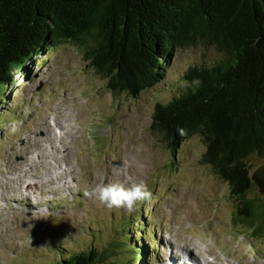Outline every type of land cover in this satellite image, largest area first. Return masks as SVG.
Here are the masks:
<instances>
[{
	"label": "rangeland",
	"instance_id": "374dc122",
	"mask_svg": "<svg viewBox=\"0 0 264 264\" xmlns=\"http://www.w3.org/2000/svg\"><path fill=\"white\" fill-rule=\"evenodd\" d=\"M220 56L213 47L179 49L165 79L137 97L114 98L73 45L38 56L28 78L16 72L15 84L0 103V264H52L60 259L58 252L90 247L112 249L111 258L130 264L133 243L124 240L126 231L147 248L143 264H165L167 246L174 251L192 248L204 260L201 264H264V240L253 241L244 225L233 224L237 209L229 186L202 162L201 138H189L173 153L150 131L156 102H168L182 88L183 72ZM45 121L54 135V150L39 143L49 140L39 130ZM40 145L59 164L40 159ZM23 156L41 162L33 174L46 180L47 163L54 180L65 170L71 190L62 181L54 185L55 193L46 192L52 186H38L23 196L13 179L25 168L21 161L30 163ZM263 162L252 156L251 174ZM141 182L151 196L132 212L110 209L84 194L98 185L130 188ZM250 197L264 202L258 187ZM139 225L142 231L152 229L153 237L135 236L133 228Z\"/></svg>",
	"mask_w": 264,
	"mask_h": 264
},
{
	"label": "trees",
	"instance_id": "16d2710c",
	"mask_svg": "<svg viewBox=\"0 0 264 264\" xmlns=\"http://www.w3.org/2000/svg\"><path fill=\"white\" fill-rule=\"evenodd\" d=\"M61 45L75 46L114 98L163 81L179 49L215 48L220 58L187 68L182 88L156 102L150 131L173 153L199 136L202 162L229 186L233 224L264 240V202L250 197L248 164L264 161V0H0V103L16 72L28 78L30 64ZM133 231L153 237L141 225ZM126 232L130 264H143L147 248ZM110 251L58 252L52 264H124Z\"/></svg>",
	"mask_w": 264,
	"mask_h": 264
},
{
	"label": "bare ground",
	"instance_id": "6f19581e",
	"mask_svg": "<svg viewBox=\"0 0 264 264\" xmlns=\"http://www.w3.org/2000/svg\"><path fill=\"white\" fill-rule=\"evenodd\" d=\"M42 122V121H41ZM51 123V122H50ZM48 121H45L43 123V127H39V130L41 131V133L43 132L44 133V137L46 135V133H48V136H49V140H45V138H43L42 140H39V143H43V146L44 144H50L51 147H53V144H54V140H53V133L50 132V127L48 125ZM57 126H60L59 124H56ZM64 129V128H63ZM62 139V138H61ZM56 141V139H55ZM61 141V140H60ZM57 146V145H56ZM40 148H41V156L39 155V158L40 159H48L51 158V159H54L56 161V164H59L58 162V159H57V156H50V155H45V149L40 145ZM47 148V147H46ZM53 150H54V147H53ZM67 150V149H66ZM58 151V150H57ZM27 154H30L29 153H26L25 155ZM23 158H25V156H23ZM28 162V164L26 163H23L21 161V165H24L25 168L22 167V171H20V175L18 173V177H15L13 179H16V181L19 182V186H18V192H20L23 196H25V193L26 192H29L31 191L34 187H44V186H52L50 188H47L46 189V192H49V191H52V192H57L58 190H56V187L54 185H56V183L58 182H62L63 181V186L67 187L66 184V177L64 176V174L66 173L65 170L63 173L61 172H58L59 175L57 176V180H54V176H51L50 174V169L52 167V164L51 163H47V167H45L47 169V180L45 179L44 176L42 175H36V174H33L35 171L33 168L37 167L39 163H41L40 161L37 163V161H34V160H28V158L26 157L25 158ZM37 163V165H36ZM26 164V165H25ZM35 166V167H34ZM68 166V165H67ZM57 168L59 169L58 165H57ZM62 168V167H61ZM68 168V167H67ZM66 168V169H67ZM18 171V172H19ZM72 171V170H71ZM37 173V172H35ZM57 173V174H58ZM56 174V175H57ZM60 177V178H58ZM11 179V180H13ZM107 181V180H106ZM9 182V181H8ZM53 187H55V189H52ZM60 187V186H59ZM59 187L57 189H59ZM69 188V186L67 187ZM61 189V188H60ZM59 189V190H60ZM69 190H71L69 188ZM17 192V191H16ZM41 195V194H40ZM24 199V198H23ZM22 199V200H23ZM21 200V201H22ZM25 200V199H24ZM167 250H168V253L165 257V261H163L165 264H201L203 261H200L199 257H196L193 253V250L192 248L191 249H185V248H182V249H178V250H173L171 249V247L167 246ZM168 257H169V260H168ZM202 258V257H201ZM175 259V260H174ZM216 259V258H215ZM175 261V262H174ZM216 261V260H215ZM212 262V261H211ZM217 262V261H216ZM207 264V263H206ZM212 264V263H211ZM217 264V263H216Z\"/></svg>",
	"mask_w": 264,
	"mask_h": 264
},
{
	"label": "clouds",
	"instance_id": "9594fccd",
	"mask_svg": "<svg viewBox=\"0 0 264 264\" xmlns=\"http://www.w3.org/2000/svg\"><path fill=\"white\" fill-rule=\"evenodd\" d=\"M181 135L185 132L179 130ZM85 196L95 197L101 204L112 209H124L132 212L138 202L143 201L151 196L147 185L143 182L134 184L130 188H125L119 183H110L107 185H98L91 192H85Z\"/></svg>",
	"mask_w": 264,
	"mask_h": 264
},
{
	"label": "water",
	"instance_id": "95a60500",
	"mask_svg": "<svg viewBox=\"0 0 264 264\" xmlns=\"http://www.w3.org/2000/svg\"><path fill=\"white\" fill-rule=\"evenodd\" d=\"M252 179L259 188L260 193L264 194V164L254 171Z\"/></svg>",
	"mask_w": 264,
	"mask_h": 264
}]
</instances>
